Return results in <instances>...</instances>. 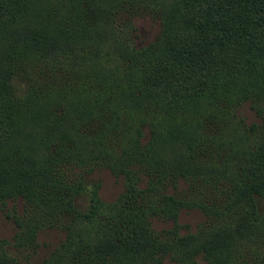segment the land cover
<instances>
[{"label":"trees","instance_id":"1","mask_svg":"<svg viewBox=\"0 0 264 264\" xmlns=\"http://www.w3.org/2000/svg\"><path fill=\"white\" fill-rule=\"evenodd\" d=\"M141 13L159 33L135 47ZM16 198L0 264H33L44 228L64 237L40 264H264V0H0V206Z\"/></svg>","mask_w":264,"mask_h":264},{"label":"rangeland","instance_id":"2","mask_svg":"<svg viewBox=\"0 0 264 264\" xmlns=\"http://www.w3.org/2000/svg\"><path fill=\"white\" fill-rule=\"evenodd\" d=\"M133 16V17H132ZM125 18L123 15L121 19ZM127 18L131 21L132 28L122 29V34L128 36L131 44L135 47H140L148 42L154 40L159 33V22L156 17L146 13L139 15L132 14L127 15ZM126 18V20H127ZM131 18V19H130ZM126 20L124 22H126ZM120 20H116V23ZM37 69V68H36ZM37 73V72H36ZM33 73V75H36ZM15 84L20 83L14 80ZM237 114L244 118L246 123L258 122V118L254 112L250 109L249 103L244 102L237 108ZM147 138V129L144 128L143 140ZM89 179L97 180L99 182L98 194L101 200L105 202L113 201L117 195H119L123 189L121 177H114L107 169L102 167L94 168L89 174ZM186 189V184L182 181L177 182L176 188L167 187V192L170 194H181ZM75 204L78 208L84 209L87 205V197L84 194L78 195L75 199ZM259 210H263V202L259 200ZM23 203L20 198H16L13 201L9 200L0 206V237L11 241L12 235L16 231L14 223V217H18L22 214ZM103 213H100L102 215ZM97 219V218H96ZM204 215L198 209H180L177 216V222L179 224L178 233L180 235L194 232L199 224L204 221ZM151 227L159 231L171 226L169 221H162L155 217L150 219ZM64 231L58 228H44L37 232L36 243L37 248L34 254L30 258V262L33 264H40L41 261L47 257L58 243L63 239ZM8 250L14 254L13 247L8 245ZM201 262V260H199ZM162 264H171L167 258H164Z\"/></svg>","mask_w":264,"mask_h":264}]
</instances>
